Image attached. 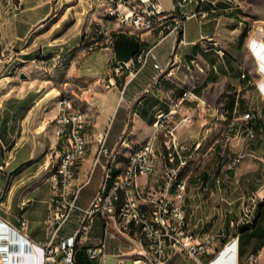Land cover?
<instances>
[{"label":"crops","instance_id":"crops-1","mask_svg":"<svg viewBox=\"0 0 264 264\" xmlns=\"http://www.w3.org/2000/svg\"><path fill=\"white\" fill-rule=\"evenodd\" d=\"M158 1L165 11L187 15L200 9L209 16L186 18L180 35L159 40L158 30L118 26L100 0H0V264H34L32 259L42 255L39 246L49 240L45 221L61 151L56 116L62 95L86 116V155L76 169L73 188L81 187L77 205L87 207L104 179V158L95 162L101 138L106 135L107 145L119 148L112 166L116 175L132 152L126 149L148 140L157 115L171 109L186 90L199 99L188 100L174 119L189 159L181 173L187 183L182 207L194 234H214L218 241L207 255L176 253L169 264H264V46L251 44L255 34L244 39L240 0L180 7L177 0ZM102 25L114 29L111 37L103 38ZM90 42L97 44L84 48ZM150 49L137 74L126 69L107 87L119 60ZM157 62L164 71L154 66ZM118 112L126 118L125 126L110 144L112 119ZM249 125L257 133L254 139L246 136ZM160 144L161 138L156 141L157 147ZM240 152L245 156L230 168ZM164 171L165 160L158 157L155 172L140 176L138 184L159 190ZM93 179L94 193H83ZM254 193L260 197L256 221L237 231L244 199ZM82 225L83 213L76 208L55 241L72 236ZM89 225L87 237L76 238L77 264L99 262L88 250L102 242L101 264L117 256L132 264L145 247L140 228L119 216L97 215Z\"/></svg>","mask_w":264,"mask_h":264},{"label":"built area","instance_id":"built-area-1","mask_svg":"<svg viewBox=\"0 0 264 264\" xmlns=\"http://www.w3.org/2000/svg\"><path fill=\"white\" fill-rule=\"evenodd\" d=\"M209 0H177L180 7L185 3H198L201 5ZM109 13H116L117 24L120 27L136 30L153 31L158 30L159 40L170 34L180 35L184 28V22L189 17L206 18L209 16L207 10H196L191 14H182L178 10L165 11L158 0H112ZM101 34L106 39L108 32L114 29L107 25L101 26ZM90 42L85 47H91ZM152 49L138 53L129 60H119L114 68V75L108 78L107 87L116 84L115 77L123 74L124 70L137 74L147 63ZM154 66L160 71L165 69L160 63ZM199 99L192 90H186V97H179L178 102L168 111L160 112V120L155 123V130L152 137L161 138V149L165 159L166 182L162 193H155V190H145L138 184V178L143 174H151L150 164V138L146 140L133 154H128L127 165L123 170L113 175V164L119 157V148H110L106 143V135L101 138L100 147L97 151L95 162L104 158L105 169L102 185L93 200L87 207H79L77 199L80 188H73V179L76 169L83 157V123L80 118V110L71 111L65 103H58L56 122L58 132L61 136V151L55 164L51 187L52 198L49 213L46 219V226L49 233V240L40 245L41 256L32 259L34 264H77L74 259L76 238L81 234L87 237L89 221L99 215L104 218L119 216L123 222L137 225L145 239V247L138 251L132 260V264H169L170 258L176 253H186L196 257H202L214 251L218 238L214 234L205 233L202 236L194 234L186 223L185 212L182 203L187 191V183L178 187L176 195H168V183L170 177H175L178 166L186 163L188 156L185 155L187 146L181 142L177 132V124H174L176 114L180 107L188 100ZM251 118V113L244 116ZM184 119H188V116ZM166 122H173V131H166ZM168 132H176V144H167ZM257 133L249 125L246 128V136L254 139ZM240 152L231 160L230 168H236L243 157ZM132 195H140V202H132ZM260 197L257 193L244 199V205L236 229L250 227L254 224L259 213ZM80 209L83 213V225L72 236L56 242V236L62 225L68 220L72 212ZM26 224L25 221L22 222ZM113 236V234H109ZM231 239L229 243L234 241ZM104 247L89 248L92 257L99 258L101 264L104 258ZM1 248V247H0ZM2 258L5 252L2 250ZM11 259V258H10ZM110 264H125V259L117 256Z\"/></svg>","mask_w":264,"mask_h":264},{"label":"rangeland","instance_id":"rangeland-1","mask_svg":"<svg viewBox=\"0 0 264 264\" xmlns=\"http://www.w3.org/2000/svg\"><path fill=\"white\" fill-rule=\"evenodd\" d=\"M76 1V0H74ZM91 1V0H90ZM242 4V11H241V18L243 20V29H245V38L244 39H249L252 37V35H256L255 37L252 38L251 44L253 46L256 45V43L260 42L259 46H264V0H240ZM71 2V0H70ZM64 8L67 9V5H64ZM105 11H106V6H105ZM73 11H70V13ZM71 16L68 17L66 20H71ZM82 23L80 28L82 27ZM260 35V36H259ZM88 43H84L83 46L87 45ZM261 57V56H260ZM263 61H260V65L264 69V54L262 55ZM253 65H257L259 67V63L257 59L253 60ZM260 83H264V77L263 80L260 81ZM264 90V89H263ZM262 96H264V93H261ZM264 102V101H263ZM208 105V104H206ZM246 119V118H245ZM125 120L126 118L122 115L121 112H118L117 114L114 115L112 119V125L110 129V139L109 142L110 144H113L118 138L119 135L121 134L124 126H125ZM249 120V119H246ZM90 128V126H89ZM127 136V135H126ZM144 142H139V143H134L132 144V147H128L126 151H133L137 148H139ZM121 153V156H123ZM101 166L98 165L96 167V176L99 174ZM96 189L95 186V179H93L89 184H86L83 187V193L91 195L94 193Z\"/></svg>","mask_w":264,"mask_h":264},{"label":"bare ground","instance_id":"bare-ground-1","mask_svg":"<svg viewBox=\"0 0 264 264\" xmlns=\"http://www.w3.org/2000/svg\"><path fill=\"white\" fill-rule=\"evenodd\" d=\"M101 2L105 3L106 6V14L115 22H117V15L116 13H109L110 11V3L112 0H100ZM112 32H108L106 37H111ZM260 42L256 43V47L259 46ZM262 45H264L262 43ZM262 57V56H261ZM180 97H186V91L180 96ZM58 103H65V106L70 109L71 111H78V109L75 107L76 105L72 101V99L66 95H62L58 101ZM80 118L83 123V157L86 155V139L84 135V129L86 126V116L83 111L80 110ZM160 120V113L156 117L155 123H158ZM166 131H173V122H166ZM159 139V137H152L150 138V164H151V174L155 172V167H156V160L158 157H163L162 154V149H161V144L160 147H157L156 141ZM167 144H176V132H168L167 134ZM137 150V149H135ZM134 150L130 153L133 154ZM163 160L164 157H163ZM189 164V159H187L186 163L181 164L178 166L176 170L175 177H170L169 183H168V195H176L178 191V187H183V184L186 182L185 179L181 177V173L183 169ZM127 165V164H126ZM150 174H143L141 176H149ZM166 182V174L164 171V176H163V183L161 185V188L159 190H155V193H162L164 189V184ZM132 202H140V195H132Z\"/></svg>","mask_w":264,"mask_h":264},{"label":"trees","instance_id":"trees-1","mask_svg":"<svg viewBox=\"0 0 264 264\" xmlns=\"http://www.w3.org/2000/svg\"><path fill=\"white\" fill-rule=\"evenodd\" d=\"M257 216H258V215H257ZM256 218H257V217H256ZM255 221H256V219H255ZM254 223H255V222H254ZM253 225H254V224H253ZM253 225H252V226H253ZM250 227H251V226H250ZM250 227H242L241 229H243V228H250Z\"/></svg>","mask_w":264,"mask_h":264}]
</instances>
